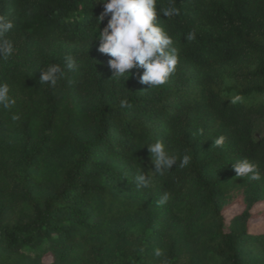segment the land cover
<instances>
[{
    "label": "trees",
    "instance_id": "16d2710c",
    "mask_svg": "<svg viewBox=\"0 0 264 264\" xmlns=\"http://www.w3.org/2000/svg\"><path fill=\"white\" fill-rule=\"evenodd\" d=\"M169 6L179 14L165 17ZM157 10L179 62L150 88L142 68L112 77L100 0H0L14 24L0 83L15 100L0 106V264H160L156 247L168 264H264V231L249 229L264 203V133L252 135L264 119V0H157ZM51 64L64 70L55 86L40 82ZM156 139L189 165L153 174L144 144ZM244 158L260 180L237 176ZM140 169L148 189L132 180ZM233 204L242 210L226 220Z\"/></svg>",
    "mask_w": 264,
    "mask_h": 264
},
{
    "label": "clouds",
    "instance_id": "9594fccd",
    "mask_svg": "<svg viewBox=\"0 0 264 264\" xmlns=\"http://www.w3.org/2000/svg\"><path fill=\"white\" fill-rule=\"evenodd\" d=\"M103 3V12L98 17L99 23L105 17H109L107 24L98 33V51L110 57L108 63L114 71L112 77L125 78L127 80L129 70L135 68L144 69L139 80L143 84L155 88L164 85L171 74L175 72L179 62V52L173 47V38L156 21L157 0H100ZM165 17L178 15V9L173 6L160 10ZM99 26V24H98ZM14 27L11 20L0 16V59L9 58L14 51L13 42L7 38ZM98 29V28H97ZM94 33V36L97 33ZM93 36V38H94ZM187 40L195 39V32L189 33ZM65 65L68 70H73L76 63L73 57H65ZM64 70L59 64H51L42 69L40 76L41 84L55 86L63 76ZM7 84L0 83V106L8 109L15 103L9 95ZM243 97L239 94L230 98L232 104L241 102ZM122 107H130L126 100L121 101ZM13 116V119H17ZM224 136L214 139L213 145L223 146ZM155 165L156 173L164 175L174 165L184 168L189 165L191 157L187 154L180 157L170 153L164 142L156 139L154 142L145 143ZM237 176L247 177L250 180H260L261 173L258 165L248 159H240L233 163ZM136 189H148L151 187V177L141 169L137 170L132 179ZM167 201V194L158 203L164 204ZM154 256L161 258L160 264H168L165 252L160 247L154 249Z\"/></svg>",
    "mask_w": 264,
    "mask_h": 264
},
{
    "label": "rangeland",
    "instance_id": "374dc122",
    "mask_svg": "<svg viewBox=\"0 0 264 264\" xmlns=\"http://www.w3.org/2000/svg\"><path fill=\"white\" fill-rule=\"evenodd\" d=\"M264 133V119H258L255 121L252 135L254 138H258L260 135ZM264 208V203L258 204L253 208L256 214L253 220L249 224V229L253 233H258L264 231V213L260 212L261 209ZM242 210V206L240 204L229 205L224 210V216L226 220H229L232 216ZM41 249V248H40Z\"/></svg>",
    "mask_w": 264,
    "mask_h": 264
}]
</instances>
